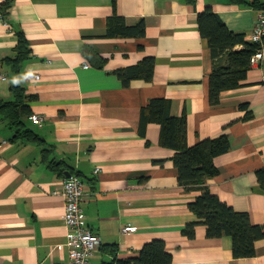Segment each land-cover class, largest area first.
<instances>
[{"label": "crops", "instance_id": "obj_1", "mask_svg": "<svg viewBox=\"0 0 264 264\" xmlns=\"http://www.w3.org/2000/svg\"><path fill=\"white\" fill-rule=\"evenodd\" d=\"M114 1L113 9V0H15L4 16L0 13V99L13 101L11 86L19 81L31 98L23 130L45 143L42 148L16 137L15 129L0 121V137L7 141L0 149V264H69L64 203L52 192L73 174L84 181L81 207L101 240L89 264L113 261L110 246L118 260L134 258L154 239L164 242L171 264H264V239L256 242L254 257L235 259L229 237L209 239L201 226L192 240L181 234L197 221L188 204L199 192L178 185L173 151L160 147L159 128L139 131L141 110L161 98L169 101L171 116L186 118L189 146L226 132L229 151L215 159L218 174L207 186L264 228V193L255 175L264 168L262 70L249 67L242 86L223 92L219 105L211 107V52L197 25V14L209 8L247 41L262 5ZM114 11L127 26L142 20L145 36L103 38ZM18 33L29 54L14 74L2 61L15 58ZM147 57L154 60L152 80L135 79L123 87L115 72ZM33 117L41 123L34 125ZM49 161L60 164L58 170H51ZM126 224L135 233L121 235Z\"/></svg>", "mask_w": 264, "mask_h": 264}, {"label": "trees", "instance_id": "obj_2", "mask_svg": "<svg viewBox=\"0 0 264 264\" xmlns=\"http://www.w3.org/2000/svg\"><path fill=\"white\" fill-rule=\"evenodd\" d=\"M15 0H4L0 4V13L4 16L12 7ZM257 2V1H255ZM253 2L254 4H256ZM260 4V3H259ZM115 1L113 0V9ZM262 7V6H261ZM197 25L201 37L207 42L211 52L212 70L209 75L208 99L211 107L219 105L223 92L238 89L245 81L249 70V61L256 52L257 45L245 40L244 35L229 31L221 19L209 8L197 14ZM15 46L16 56L13 60L6 58L2 61L10 71L18 74L23 61L29 54V46L22 33L17 34ZM145 36V24L142 20L134 26H127L124 18L114 11L108 18L105 39H138ZM237 47H241L237 50ZM154 60L144 58L140 63L115 74L123 87L135 79L152 80ZM13 101L0 99V121L15 129L16 137H23L44 148L45 143L37 135L23 130V118L31 116L30 107L26 104L30 97H25L24 89L18 84L11 86ZM246 111L247 104L240 105ZM148 125L159 128V145L173 151L171 164L177 170V182L184 191L196 190L199 195L188 204V209L195 215L197 221L188 223L181 234L187 239L195 237L197 227H203L206 237L218 239L229 237L232 242V255L235 259L255 256V244L264 239V228L250 222L246 212H237L231 206L220 201L213 194L207 181L218 174L214 161L229 151V138L226 132L200 141L189 146L187 144L186 118H176L170 115V103L166 99H151L140 112L139 131L144 135ZM22 134V135H20ZM46 153V150H42ZM46 160V156L43 155ZM155 163H162L156 161ZM60 164L48 162L51 170H58ZM257 187L264 193V168L256 172ZM109 253L113 261L103 264H171L172 256L166 250L160 239L151 240L142 245L138 255L127 260H118L115 246H110Z\"/></svg>", "mask_w": 264, "mask_h": 264}, {"label": "built area", "instance_id": "obj_3", "mask_svg": "<svg viewBox=\"0 0 264 264\" xmlns=\"http://www.w3.org/2000/svg\"><path fill=\"white\" fill-rule=\"evenodd\" d=\"M247 1L251 3L258 1L262 5L247 41L258 47L250 58L249 67H260L264 82V0ZM84 67L87 68L86 65ZM32 123L39 125L41 118L33 117ZM6 145L7 141L0 137V149ZM97 172L99 171L96 170L95 173ZM52 194L60 196L64 203L63 218L67 228L66 247L69 264H89L90 259L101 247V240L90 230L81 207L85 195L84 181L75 174L69 175L61 182L60 189L53 191ZM135 231L136 228L130 224L120 228V234L124 236L132 235Z\"/></svg>", "mask_w": 264, "mask_h": 264}, {"label": "clouds", "instance_id": "obj_4", "mask_svg": "<svg viewBox=\"0 0 264 264\" xmlns=\"http://www.w3.org/2000/svg\"><path fill=\"white\" fill-rule=\"evenodd\" d=\"M14 83H18L19 81H13Z\"/></svg>", "mask_w": 264, "mask_h": 264}, {"label": "water", "instance_id": "obj_5", "mask_svg": "<svg viewBox=\"0 0 264 264\" xmlns=\"http://www.w3.org/2000/svg\"><path fill=\"white\" fill-rule=\"evenodd\" d=\"M67 177H69V176H67ZM67 177H66V178H67Z\"/></svg>", "mask_w": 264, "mask_h": 264}]
</instances>
